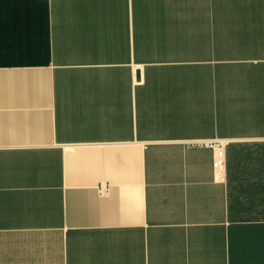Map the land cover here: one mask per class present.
<instances>
[{
	"label": "crops",
	"instance_id": "crops-1",
	"mask_svg": "<svg viewBox=\"0 0 264 264\" xmlns=\"http://www.w3.org/2000/svg\"><path fill=\"white\" fill-rule=\"evenodd\" d=\"M0 264H264V0H0Z\"/></svg>",
	"mask_w": 264,
	"mask_h": 264
},
{
	"label": "built area",
	"instance_id": "built-area-1",
	"mask_svg": "<svg viewBox=\"0 0 264 264\" xmlns=\"http://www.w3.org/2000/svg\"><path fill=\"white\" fill-rule=\"evenodd\" d=\"M199 145H202V142H196ZM215 157L213 160L214 169H222L225 165L226 152L224 151L223 145H213Z\"/></svg>",
	"mask_w": 264,
	"mask_h": 264
}]
</instances>
